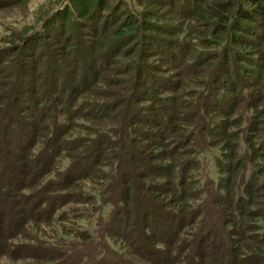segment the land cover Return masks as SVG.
<instances>
[{
    "label": "trees",
    "instance_id": "trees-1",
    "mask_svg": "<svg viewBox=\"0 0 264 264\" xmlns=\"http://www.w3.org/2000/svg\"><path fill=\"white\" fill-rule=\"evenodd\" d=\"M0 1L4 6L10 0ZM243 2L251 3L250 9ZM213 7L216 32L228 31L229 37L228 47L209 58L215 60V88H224L228 85L224 77H232V57L237 64L252 60L234 45H252L248 36L257 40V30L264 29V0H212L204 12ZM94 22L92 26L82 23L79 30L96 38L81 37L78 49L57 53L65 57L64 69L56 63L39 64L43 70L38 72L36 65L30 67L31 60L43 55L37 51L41 36L21 38L13 49L0 50V264H264V224L257 221H264V177L258 178L264 175V167L253 169L256 164L236 159V170L248 171L246 179L243 173L236 182L232 166L225 182L213 186L205 202L196 203L204 191L196 181L187 182L193 168L187 157L193 152L187 146L194 131L177 124L173 114L158 121L157 126L167 132L161 137L173 138L163 154L169 163L163 165L152 163L160 158L159 153L147 151V143L131 134L133 124L146 122L136 115L134 100L139 97L137 88L147 84L143 73L136 72L141 73L137 88L128 79L109 85L125 82L128 91L123 96L120 87L122 93L113 96L112 107L108 101L90 105L85 118L101 120L105 129L67 137V118L77 115L69 109L75 91L77 95L91 93L95 81L110 70L113 55L132 53L134 48H123L135 40L133 32L142 28L145 33L137 44L165 52L177 49L170 40L150 33H170L155 21L140 23L128 16L106 23L94 18ZM49 29L63 45L69 43L62 24L58 28L49 24ZM21 48L29 53L23 54ZM13 52L18 53V62L7 70L3 60ZM260 54L256 52L259 58ZM134 68L127 65L117 74L129 78ZM215 95L212 89L206 97L212 100ZM175 98L169 99L178 106L180 98ZM19 112H27L29 118L22 119ZM120 112L121 118L113 119ZM109 121L120 126L116 145L107 128ZM235 122L240 121L228 125ZM224 135L233 134L224 131ZM247 143L253 160L264 159L251 139ZM226 146L232 149L228 157L235 158L236 144ZM202 203L210 204L212 211Z\"/></svg>",
    "mask_w": 264,
    "mask_h": 264
},
{
    "label": "rangeland",
    "instance_id": "rangeland-1",
    "mask_svg": "<svg viewBox=\"0 0 264 264\" xmlns=\"http://www.w3.org/2000/svg\"><path fill=\"white\" fill-rule=\"evenodd\" d=\"M211 1L179 0L171 4V0H20L18 2L10 0L4 6H0V50L13 49L21 43V38L32 39L41 36L37 51L39 54L42 52L43 55L37 61L31 60L30 67L36 65V72H38L43 70L39 64L44 63V66H50L51 63H56L64 69L66 60L65 57L57 56L59 51L68 52L78 49L81 37L96 38L98 36L81 32L79 29L84 22L92 26L95 23L94 18L106 23V20L111 22L117 17L121 20L131 16L140 23L155 21L167 27L170 33L154 31L150 33L162 40H170L169 44L177 46L178 50L166 48L165 52L157 48H148L146 43L137 44L145 37L144 31L140 28L133 32L136 36L135 40L123 48V50L134 48L132 53L123 55L119 52L113 55L110 70L103 72L102 78L95 81L90 88L91 93H84L81 89L77 95L75 91L69 109L75 111L77 115L71 114V117L67 118V122L70 123L67 137L81 136L87 134V131L101 130L103 128L101 120L85 118L86 113H90V105L95 102L108 101V106H111L114 103L113 96L116 93H122L120 87L123 88V96H126L128 91L124 90L125 82L119 86L109 85L121 79H128L129 84L133 82V88H137L139 87L136 86V79H139L137 75L143 73L147 78V84L142 88H137L136 95L139 97H135L134 100L137 105L136 115L146 122L133 124L131 134L143 143H147V151H151L152 154L159 153L160 158L152 163L163 165L169 163V158L163 154L168 151L173 138L163 139L161 137L167 132H163L162 128L157 126L158 121H165V116L173 114L176 115L177 124L194 131V136L187 146V149L193 152L187 156L193 166L188 173L187 182L196 181V186L204 191L198 195L196 200L199 204L201 200L208 198L213 186L225 182V178H228V168L237 166L236 159H240L242 164L250 163L252 166L256 164L253 169L264 167V159L253 160L251 145L247 143V139H251V142L256 144L254 146L260 148V153H264V131H255L256 127L264 128V29L257 30V40L248 36L253 39L252 45H234L238 52L245 51L252 60L237 64L232 57L233 60L229 67L232 77L229 79L224 77L229 88L228 85L224 88L218 85L215 88V79H213L215 60H209V58L220 52L222 47H228L229 37L228 31L216 32L215 22L218 19L214 18V15L211 16V13H217L215 8L213 7L211 12H204ZM1 3L4 1H0V5H3ZM243 3L249 9L252 6L251 3ZM89 10L90 15L87 12ZM55 15L59 18H55ZM52 21L55 22L52 23ZM49 24L57 28L62 24L69 43L63 45L54 34H50ZM158 42L166 44L165 41ZM21 49L25 54L26 48ZM257 51L261 53L260 58L256 55ZM17 57V52L7 56L3 60L5 69L14 67L18 62ZM87 59L85 57V60ZM255 62L257 64H254ZM127 65L135 66L129 78L117 74ZM42 79L36 80L35 85ZM171 84H175V88H171L173 87ZM168 87L173 90H168ZM212 89H216V95L211 100L206 97V94ZM174 97L180 98L178 106L169 99ZM96 103L95 106L98 105ZM29 104L31 105V102ZM168 107L172 109V112L164 109ZM232 107L234 109L228 116V111ZM121 115L120 112L118 116L114 115L113 119L119 120ZM19 117L25 120L29 118L27 112H21V114L19 112ZM186 118L192 119L193 122H188ZM236 120L240 122L228 125ZM117 125L119 124L115 125L113 121H109L107 126L111 129V141L114 143L120 127ZM224 127L227 129L224 130ZM223 130L233 135L228 138ZM24 131H28L27 128ZM41 133L44 132L41 131ZM148 136L149 139L144 140V137ZM38 140L42 138L38 136ZM228 143L236 144L235 158L228 157L232 153V149L226 146ZM37 147L35 145L34 150ZM130 147L135 148V145ZM102 168L107 169L105 166ZM247 172L245 169L242 172V169L237 168L236 170L235 168V174H237L235 181L239 182L240 174L243 173L246 179ZM263 177L264 175L261 174L258 178L261 181ZM202 204L211 210L210 204ZM256 205L253 204L251 207L255 208ZM96 206L93 205V207ZM257 221L264 224L263 220L257 219ZM109 244L111 245L110 242ZM112 245L118 247L115 242Z\"/></svg>",
    "mask_w": 264,
    "mask_h": 264
}]
</instances>
